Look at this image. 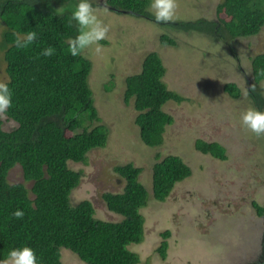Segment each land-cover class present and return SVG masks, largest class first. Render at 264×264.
Listing matches in <instances>:
<instances>
[{"label": "trees", "instance_id": "16d2710c", "mask_svg": "<svg viewBox=\"0 0 264 264\" xmlns=\"http://www.w3.org/2000/svg\"><path fill=\"white\" fill-rule=\"evenodd\" d=\"M69 2L66 9L62 3ZM77 0H0V24L4 27L0 51L5 74L13 94V104L3 113L17 124L12 131L2 129L0 118V260L12 248L28 246L35 250L39 264H62L60 250L75 254L84 264H139V256L128 246L144 240V217L140 210L148 207L149 194L140 182L142 169L127 163L114 172L124 180L123 189L102 195L106 210L121 216L119 221L95 218L93 204L84 200L71 202L82 173L69 168V163L87 164V155L105 148L109 132L100 125L88 84L91 62L69 52L70 38L78 35L75 22L69 23ZM62 5L61 13L55 5ZM104 1L94 7H103ZM150 0H108V10L126 13L157 23L149 11ZM70 6V7H69ZM72 7V8H71ZM174 31H192L215 36L228 46L237 39L255 37L264 28V0H221L214 20L158 23ZM35 31L38 39L25 48H17L18 36ZM105 43V42H103ZM162 46L175 47L168 36L160 38ZM52 46L55 54L41 52ZM248 81L249 98L256 110L264 111V52L252 54ZM164 63L157 53H149L137 74L125 77L123 99L133 104L136 139L153 152L151 172L152 197L164 203L189 179L191 170L174 155L162 157L169 148L166 135L174 118L164 111L168 101L178 104L184 99L168 90L163 83ZM114 78L103 86L106 93L115 89ZM232 99L241 97L235 83L223 87ZM195 149L225 160V149L218 143L195 142ZM170 153V152H169ZM19 166L23 182L10 183V171ZM31 183L29 188L27 184ZM254 207H257L253 203ZM17 209L25 215L16 219ZM259 213L263 210L259 209ZM171 232L160 233L155 252L165 260Z\"/></svg>", "mask_w": 264, "mask_h": 264}, {"label": "rangeland", "instance_id": "374dc122", "mask_svg": "<svg viewBox=\"0 0 264 264\" xmlns=\"http://www.w3.org/2000/svg\"><path fill=\"white\" fill-rule=\"evenodd\" d=\"M92 2L99 5L102 0ZM220 2L177 0L176 15L170 22L214 20L216 6ZM68 3L62 4L65 7ZM65 8L68 9L67 6ZM95 8L110 31L107 39L100 41L98 46L84 49L82 55L92 65L88 84L101 120L99 124L108 127L109 138L105 148L89 152L87 164L69 163L70 169L82 173L80 185L71 194L72 204L88 200L93 204L96 219L120 221L121 216L106 210L102 195L116 194L123 189L124 183L114 168L133 163L142 169L140 182L149 194L148 207L140 210L144 217V240L141 244L128 246L139 256V264H237L244 258L246 261L257 260L258 250L252 237L255 240L259 238L262 230L259 217L250 209L253 201L264 205V136L258 137L242 126L241 113L255 108L248 95L232 99L224 93L223 86L238 83L244 92L243 71L249 76L251 70L249 59L246 63L244 60L252 54L264 52V28L252 39H237L228 46L212 35L174 31L170 25L119 14L100 6ZM55 9L60 13L63 10L59 4ZM148 11L153 15L150 7ZM3 31L0 24V42ZM162 35L172 37L177 45L162 46ZM149 53L163 55L167 66L163 79L168 77L167 81H170L167 88L185 100L181 104L169 102L171 105L166 107L167 113L174 118V124L167 128L168 152L164 150L167 154H160L162 157L177 156L194 169L193 175L176 185L164 203L152 197L154 161L151 154L163 150L165 140L163 146L156 149L144 148L138 143L135 113L132 105L123 103L122 94L127 67L137 74ZM5 66L0 51V82L3 83L7 81ZM112 77L115 89L106 93L103 86ZM261 88L264 91V83ZM0 118L4 131L17 127L3 113H0ZM200 137L220 141L233 165L224 166V163L198 152L194 142ZM240 149L242 153H238ZM253 156H256L257 163L252 161ZM206 161L222 166L224 172L216 168L209 170ZM198 167L203 172L194 179V171L198 172ZM8 180L10 183L23 182L19 166L10 171ZM27 186L30 188L31 183ZM166 230L172 236L167 257L162 260L155 250L161 242L160 233ZM60 253L62 264H84L69 250L62 248Z\"/></svg>", "mask_w": 264, "mask_h": 264}, {"label": "clouds", "instance_id": "9594fccd", "mask_svg": "<svg viewBox=\"0 0 264 264\" xmlns=\"http://www.w3.org/2000/svg\"><path fill=\"white\" fill-rule=\"evenodd\" d=\"M108 0H104V7L107 8ZM149 7L153 10L154 19L157 23H168L172 21L177 11V0H151ZM75 22L78 35L70 38L69 52L72 56H78L81 52L93 45H99L100 41L107 39L110 28L97 14V9L93 6L92 0H78L73 10L69 23ZM38 39L35 31L17 37L15 44L17 48H25L33 44ZM99 51V47H97ZM55 54L52 46L41 52L44 57ZM13 104V94L7 83L0 82V113L6 112ZM242 126L250 130L256 136H264V111L249 108L240 115ZM16 219H21L25 215L23 210L17 209L12 213ZM0 264H39L35 250L24 246L12 248L7 258L0 260Z\"/></svg>", "mask_w": 264, "mask_h": 264}, {"label": "flooded vegetation", "instance_id": "af4514ba", "mask_svg": "<svg viewBox=\"0 0 264 264\" xmlns=\"http://www.w3.org/2000/svg\"><path fill=\"white\" fill-rule=\"evenodd\" d=\"M102 2H103V0H102ZM103 7H104V5H103ZM105 8V7H104ZM107 9H108V7H107ZM114 12V11H113ZM122 14H126V13H122ZM249 38H251L252 39V37H249ZM158 55V54H157ZM159 57H160V59H161V61H162V63H164V58H163V55H158ZM251 57V56H250ZM250 57H248V58H250ZM248 58H246V61L244 60V63H246L247 61H248ZM164 68H165V70H166V68H167V66H166V64L164 63ZM131 67H127V69L128 70H126V72H125V76H124V78L125 77H127V76H129L130 74H134L131 70L132 69H130ZM130 69V70H129ZM135 70V72L137 71L136 69H134ZM167 71V70H166ZM166 73V72H165ZM243 73H244V84H245V89H243L244 90V92H242L241 91V96H244V95H248V91H249V89H250V83H249V81H248V76H247V73H245L244 71H243ZM131 76V75H130ZM168 80V77H166V79L164 80L163 79V83H165L166 85H169L170 84V81H167ZM106 82H108V81H106ZM169 83V84H168ZM239 88H241V86L237 83L236 84ZM224 87V86H223ZM169 90V89H168ZM241 90V89H240ZM171 91V90H170ZM171 92H173V91H171ZM226 94V93H225ZM182 97V96H181ZM229 97V96H228ZM248 98H249V95H248ZM249 100L251 101V99L249 98ZM185 101V100H184ZM169 102H173V103H176L175 101H168V102H166L165 103V105H164V111L165 112H167L166 110H167V106L168 105H171ZM123 103L125 104V102H124V99H123ZM176 104H178V103H176ZM126 106H128V105H132V108H133V104L131 103V104H125ZM133 111H134V109H133ZM134 113H135V117H136V112L134 111ZM101 121V120H100ZM134 122H135V118H134ZM107 129H108V127H107ZM108 132H109V129H108ZM112 133V132H111ZM241 136V135H240ZM108 138H109V136H108ZM197 140H202V141H204V142H206V143H208V144H215V143H218L219 145H221L222 147H224V149H225V154H226V159L225 160H220V159H216L215 157H212V156H210V154H203L201 151H199V150H197L198 152H200L201 154H203V155H209L210 156V158L211 159H213V160H216V161H219V162H222V163H224V166H231V165H233V162L231 163V159L228 157V155H227V151H226V148H225V146H223L221 143H220V141H218V140H213V141H208V140H206L205 138H202V137H200V139H196L195 140V142L197 141ZM245 140H246V138H245ZM107 141H108V139H107ZM195 142H194V145H195ZM106 145H107V143H106ZM246 146H247V142H246ZM106 147V146H105ZM195 147V146H194ZM242 153V149H240V151H238V153ZM254 157V159L252 160V161H255L256 163H257V159H256V156H253ZM208 164H209V170H211V171H213V169H218L220 172H224V170H223V168H222V166H220V165H215L212 161H206ZM186 164V163H185ZM125 165V164H124ZM201 165H203V164H201ZM251 165H252V162H251ZM257 165H260L259 163L257 164ZM120 166V165H119ZM187 166L189 167V169L191 170V176L193 175V171H192V166L188 163L187 164ZM140 168V167H139ZM230 169H232L231 167H229ZM260 168H261V166H260ZM227 169V168H226ZM194 170V169H193ZM245 171L246 172H248L249 170H248V168L246 167L245 168ZM195 172V177H194V179H198L199 178V176H201V174H202V172L203 171H201L200 170V168L198 167V172L197 171H194ZM239 175V174H238ZM249 175V174H248ZM190 176V177H191ZM119 177V176H118ZM120 178V177H119ZM238 179L240 180V178H239V176H238ZM120 180L123 182L124 180H122L121 178H120ZM253 203H255L256 205H257V207H254L253 206ZM259 209H261V210H263V213H259ZM252 212H253V214L254 215H256L257 217H259V219H258V221L260 222V231L261 232H259L260 233V236H259V238H257L256 240L252 237V239L254 240L253 241V245H254V247H255V249H257L258 250V257H257V260H253V261H246V259L244 258V259H242V260H240V262H238L237 264H264V205L262 206V205H260V204H257L256 202H252V207H251V209H250ZM259 228V227H258ZM257 236H258V233L256 234ZM256 252V250H254V252L253 253H255Z\"/></svg>", "mask_w": 264, "mask_h": 264}]
</instances>
